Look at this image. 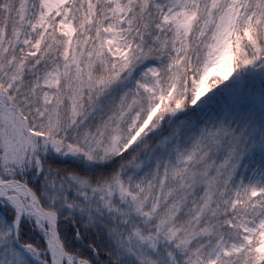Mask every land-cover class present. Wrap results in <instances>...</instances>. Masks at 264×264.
<instances>
[{
  "label": "snow or ice",
  "instance_id": "1",
  "mask_svg": "<svg viewBox=\"0 0 264 264\" xmlns=\"http://www.w3.org/2000/svg\"><path fill=\"white\" fill-rule=\"evenodd\" d=\"M0 264H264V0H0Z\"/></svg>",
  "mask_w": 264,
  "mask_h": 264
},
{
  "label": "rangeland",
  "instance_id": "2",
  "mask_svg": "<svg viewBox=\"0 0 264 264\" xmlns=\"http://www.w3.org/2000/svg\"><path fill=\"white\" fill-rule=\"evenodd\" d=\"M256 88L259 89V83L258 82L256 84ZM254 103H255L256 109L259 110L260 103H259V95H258V92H257V95H256V97L254 99Z\"/></svg>",
  "mask_w": 264,
  "mask_h": 264
},
{
  "label": "trees",
  "instance_id": "3",
  "mask_svg": "<svg viewBox=\"0 0 264 264\" xmlns=\"http://www.w3.org/2000/svg\"><path fill=\"white\" fill-rule=\"evenodd\" d=\"M29 235H31V234H29ZM33 238L39 242V237H33Z\"/></svg>",
  "mask_w": 264,
  "mask_h": 264
}]
</instances>
